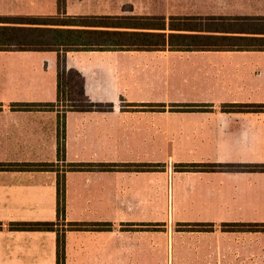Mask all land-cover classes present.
Returning <instances> with one entry per match:
<instances>
[{
	"label": "crops",
	"instance_id": "0c3cea01",
	"mask_svg": "<svg viewBox=\"0 0 264 264\" xmlns=\"http://www.w3.org/2000/svg\"><path fill=\"white\" fill-rule=\"evenodd\" d=\"M0 17L95 31L0 50V264H57V231L17 222L65 228V264H264V170L216 167L264 164V111L229 107L264 104V0H0ZM60 59L103 107L58 99Z\"/></svg>",
	"mask_w": 264,
	"mask_h": 264
},
{
	"label": "trees",
	"instance_id": "16d2710c",
	"mask_svg": "<svg viewBox=\"0 0 264 264\" xmlns=\"http://www.w3.org/2000/svg\"><path fill=\"white\" fill-rule=\"evenodd\" d=\"M61 5V4H60ZM83 18V17H82ZM90 18V17H88ZM55 18L41 17V18H32L29 19L31 24H49V21H54ZM0 22L5 23L6 17H0ZM95 33V31L89 30H79V29H62V28H49V27H35V26H14V25H5L0 24V50H41V49H50L56 46H70V45H79V46H89L86 41V34ZM106 33V32H105ZM102 34V31L99 32ZM111 34V33H107ZM102 44V43H97ZM62 59L59 60V71H58V99H62V85L68 78V75L74 76L78 80L80 86V96L86 102L82 106L70 105L71 108L79 109H92V108H101L103 104L93 103L85 95L84 90V80L80 72L75 69L67 70L62 68ZM73 101V100H72ZM45 105H50L45 104ZM21 106H31L30 104H23ZM106 107H111V104L105 105ZM185 107H196L192 104L181 105L180 108L185 109ZM229 107L240 108L246 110H258L264 111V104H236L230 105ZM64 122L60 125L59 130V144H58V153L59 157L64 156ZM195 164H186L182 165L185 169H191ZM20 167L24 169H50L53 168L51 163H25L21 164ZM216 167H231L232 169L237 170H264V164H232V165H216ZM57 212L59 218H63L65 214V186L63 176H58V201H57ZM55 224L53 222H17L12 223L11 227L14 229H26V230H56L57 231V264H65V228L55 229ZM259 224H250V226H258ZM72 228H103L108 225H85L79 223H71ZM236 229H242L246 227V224H232Z\"/></svg>",
	"mask_w": 264,
	"mask_h": 264
},
{
	"label": "rangeland",
	"instance_id": "374dc122",
	"mask_svg": "<svg viewBox=\"0 0 264 264\" xmlns=\"http://www.w3.org/2000/svg\"><path fill=\"white\" fill-rule=\"evenodd\" d=\"M62 90H63L62 101L64 102L65 105L82 106L86 104V102L80 96V93H79L80 86L78 84V80L76 77L74 76L70 77V75H68V78L62 85ZM258 226L260 227L261 224H259ZM260 228H263V227H260Z\"/></svg>",
	"mask_w": 264,
	"mask_h": 264
}]
</instances>
